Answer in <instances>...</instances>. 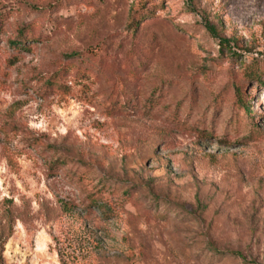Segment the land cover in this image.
<instances>
[{
	"label": "rangeland",
	"instance_id": "374dc122",
	"mask_svg": "<svg viewBox=\"0 0 264 264\" xmlns=\"http://www.w3.org/2000/svg\"><path fill=\"white\" fill-rule=\"evenodd\" d=\"M151 1L0 0V264H264V0Z\"/></svg>",
	"mask_w": 264,
	"mask_h": 264
},
{
	"label": "trees",
	"instance_id": "16d2710c",
	"mask_svg": "<svg viewBox=\"0 0 264 264\" xmlns=\"http://www.w3.org/2000/svg\"><path fill=\"white\" fill-rule=\"evenodd\" d=\"M156 3H157V0H152L150 7H143L142 10H139V9L134 10L132 14L130 15L129 26L133 28V30H135V28L137 27V25H139L142 19H144L145 17H148L150 13L154 12V9H152V7H154V4ZM4 14L6 13L0 12V31L2 29V24L4 21ZM28 34H31L30 24L21 25L17 29L15 37L9 40V44L15 48H18V47L25 48L26 42L29 41V39H27ZM243 102L244 101H241L242 105H244Z\"/></svg>",
	"mask_w": 264,
	"mask_h": 264
}]
</instances>
